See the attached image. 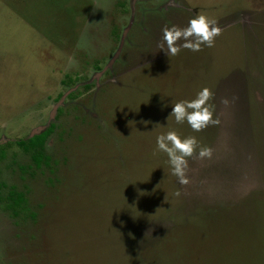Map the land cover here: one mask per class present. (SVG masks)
<instances>
[{
  "label": "rangeland",
  "instance_id": "rangeland-1",
  "mask_svg": "<svg viewBox=\"0 0 264 264\" xmlns=\"http://www.w3.org/2000/svg\"><path fill=\"white\" fill-rule=\"evenodd\" d=\"M194 13L214 46L167 55ZM203 87L220 124L194 132L171 104ZM52 126L48 167L0 163L30 211L0 207V264H264V0H0V143ZM170 129L213 149L186 185L156 151Z\"/></svg>",
  "mask_w": 264,
  "mask_h": 264
},
{
  "label": "clouds",
  "instance_id": "clouds-1",
  "mask_svg": "<svg viewBox=\"0 0 264 264\" xmlns=\"http://www.w3.org/2000/svg\"><path fill=\"white\" fill-rule=\"evenodd\" d=\"M161 33L158 47L163 51L166 49L167 55L175 56L182 48L199 52L202 46L213 47L216 37L221 35V29L216 26L215 20L204 14L194 13L187 26H165ZM178 41L181 43H177ZM213 95L208 87H203L193 98L171 104L169 117L174 118L177 124L187 123L194 132H200L209 125L218 126L220 119L215 116V105L211 103ZM222 103L228 105L229 101L225 99ZM155 147L156 151L166 154V163L171 175L177 178L180 185L189 183L186 170L188 159L193 157L194 153L199 159H210L213 154V149L201 145L196 136H181L175 129L157 134ZM175 195L179 196L180 192L177 191Z\"/></svg>",
  "mask_w": 264,
  "mask_h": 264
},
{
  "label": "trees",
  "instance_id": "trees-1",
  "mask_svg": "<svg viewBox=\"0 0 264 264\" xmlns=\"http://www.w3.org/2000/svg\"><path fill=\"white\" fill-rule=\"evenodd\" d=\"M53 128L54 127L52 126L47 131L32 136L28 140H18L16 143H0V163L6 160L9 155V151L17 146L25 153L32 154V160L38 169L43 165L48 167L50 165L51 159L49 156L44 154V146L47 137L53 131ZM1 186L4 185L0 183V187ZM0 207L3 211L10 212L15 218L20 217L21 215L28 216L30 212L26 195L24 193L16 191L13 188L10 190L8 197H0Z\"/></svg>",
  "mask_w": 264,
  "mask_h": 264
}]
</instances>
